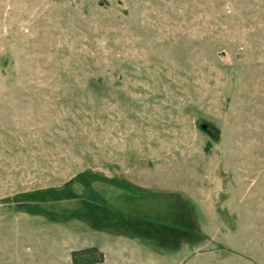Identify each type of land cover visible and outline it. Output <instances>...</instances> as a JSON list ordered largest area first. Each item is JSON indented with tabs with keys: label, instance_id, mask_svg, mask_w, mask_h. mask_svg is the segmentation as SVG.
<instances>
[{
	"label": "rangeland",
	"instance_id": "374dc122",
	"mask_svg": "<svg viewBox=\"0 0 264 264\" xmlns=\"http://www.w3.org/2000/svg\"><path fill=\"white\" fill-rule=\"evenodd\" d=\"M96 245L264 264V0H0V264Z\"/></svg>",
	"mask_w": 264,
	"mask_h": 264
},
{
	"label": "trees",
	"instance_id": "16d2710c",
	"mask_svg": "<svg viewBox=\"0 0 264 264\" xmlns=\"http://www.w3.org/2000/svg\"><path fill=\"white\" fill-rule=\"evenodd\" d=\"M105 254L98 246H88L71 251L72 264H96L104 262Z\"/></svg>",
	"mask_w": 264,
	"mask_h": 264
},
{
	"label": "crops",
	"instance_id": "0c3cea01",
	"mask_svg": "<svg viewBox=\"0 0 264 264\" xmlns=\"http://www.w3.org/2000/svg\"><path fill=\"white\" fill-rule=\"evenodd\" d=\"M112 241L114 242V243H116V244H119V241H117V239H112ZM109 244V243H108ZM110 245V244H109ZM97 246V245H96ZM99 247V246H98ZM100 248V247H99ZM74 248H72L71 249V251L73 250ZM100 250H102L101 248H100ZM71 251H70V253H69V255H68V264H72V261H71ZM103 251V250H102ZM112 251L114 252L115 250H113V248H112ZM104 252V251H103ZM104 254H105V260H104V262L106 261V259H108V257H106V253L104 252ZM96 264H103V262H101V263H96ZM111 264H126L123 260L122 261H120V262H116V261H113ZM130 264V263H129Z\"/></svg>",
	"mask_w": 264,
	"mask_h": 264
}]
</instances>
